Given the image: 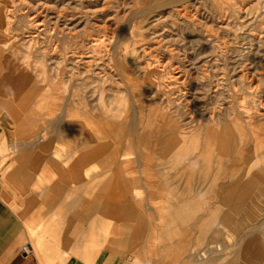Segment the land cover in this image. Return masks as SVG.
<instances>
[{"label":"rangeland","instance_id":"374dc122","mask_svg":"<svg viewBox=\"0 0 264 264\" xmlns=\"http://www.w3.org/2000/svg\"><path fill=\"white\" fill-rule=\"evenodd\" d=\"M0 50L8 66L0 78L23 74L31 89H46L17 100L0 94L2 124L15 137L7 163L27 204L7 202L42 263L89 255L96 236L119 264H190L202 215L233 211L236 178L257 177L263 184L244 198L245 225L235 238L252 247L246 264H264V0H0ZM59 79L70 91L58 99L50 89ZM100 95L106 111L90 125L85 113L100 108ZM51 98L56 110L39 107ZM150 103L162 117L149 120ZM67 109L69 138L57 143L54 119ZM108 110L120 118L108 120ZM91 131L99 139H87ZM141 133L157 142L151 136L142 145ZM209 148L223 169L199 155ZM95 150L101 155L93 157ZM252 163L248 176L235 173ZM168 236L173 247L164 248Z\"/></svg>","mask_w":264,"mask_h":264},{"label":"crops","instance_id":"0c3cea01","mask_svg":"<svg viewBox=\"0 0 264 264\" xmlns=\"http://www.w3.org/2000/svg\"><path fill=\"white\" fill-rule=\"evenodd\" d=\"M25 79L26 81L23 80L24 84H22L24 87H19L20 89H15L16 91H1L0 94L7 96V94L9 95L10 93L17 100L25 90H32L35 93L37 90L39 93H46L44 86H39L37 89H31L27 76ZM44 96H46V94H44ZM16 100L15 103H12V107L18 105L17 103L19 102ZM41 102L42 103H38L39 107L48 105L50 108L54 107V110L57 109L58 104L56 102L54 106L50 105V102H45V100ZM30 103L31 102H25L22 106H30ZM86 112L85 120L88 121L89 115L88 111ZM69 113L71 114V111L67 109L63 120L61 117H56L54 119L53 124L57 129V134L55 135L57 143H61L60 140L63 141V135L68 137L67 125L73 123L72 120L67 118ZM88 122L90 125L93 124L90 120ZM75 136V139L80 140L83 138V136H80V133ZM90 138L99 139L93 137L92 131L88 133L87 136V139ZM14 144L15 137L13 136V130L2 124V117L0 115V264H119L114 255L104 250L101 251V248L105 243H101L99 238L93 235L91 254H86L83 257L72 256L64 262H55L50 259L51 261L42 263L34 254L26 255L23 252V247L28 243L25 223L19 214L16 213L12 206L7 202L8 200L18 208H25L27 204L26 198L18 194V192L23 189V184L19 179L20 175L15 174L14 168H11L7 163V154ZM99 155H101L100 150H95L92 154L93 157H98ZM201 184L204 183H197V185ZM229 200L226 199L225 201L227 202H222L228 203ZM235 204H237V201L234 200L233 211L228 210L227 212H222L219 208H213L202 215L198 223V230L200 232V237L198 239L201 246L199 248L191 249L188 254L190 264H246L245 258L251 255V253L248 252V249H251L252 247H249V244L244 241L240 244V240L238 242L235 238V233L237 232L236 229L240 226H244V221L246 220L245 216H241L242 206ZM237 209H240V211ZM219 218L224 223L219 222ZM226 229L230 230V234H225ZM172 241V237H166L164 248L173 247ZM261 242L262 243L259 247H264V240L262 239ZM92 255L96 257H93Z\"/></svg>","mask_w":264,"mask_h":264},{"label":"bare ground","instance_id":"6f19581e","mask_svg":"<svg viewBox=\"0 0 264 264\" xmlns=\"http://www.w3.org/2000/svg\"><path fill=\"white\" fill-rule=\"evenodd\" d=\"M11 20V19H10ZM10 24V23H9ZM44 26V25H43ZM8 27V26H7ZM10 29V28H9ZM28 32V31H27ZM3 33V32H2ZM34 33V32H33ZM29 35V34H28ZM27 35V36H28ZM94 39V38H93ZM97 40H95V42H96ZM103 45H105L106 46V48L110 45V44H104L105 42L102 40V41H100ZM97 43V42H96ZM100 43V44H101ZM118 44V43H117ZM92 45V44H91ZM93 46V45H92ZM99 46V45H98ZM112 46V45H111ZM84 47V46H83ZM104 47V46H103ZM25 48V51H26V56H25V65H26V69L28 70V69H30V67H29V61H30V59H31V45H29V46H25L24 47ZM85 48V47H84ZM88 48V47H87ZM15 49V48H14ZM13 49V50H14ZM83 49V48H82ZM101 49V48H100ZM151 51V50H150ZM53 52V51H52ZM79 52V51H78ZM77 52V53H78ZM81 52V51H80ZM73 53V52H72ZM77 53H73V55H74V57H75V55L77 54ZM97 54V53H96ZM2 52H1V50H0V67L1 68H3V69H6V70H8V66H5V67H3V63H2V61H1V59H2ZM15 55V54H14ZM99 55V54H98ZM115 55H116V53H115ZM13 57V56H12ZM81 57V56H80ZM113 57V56H112ZM171 57V56H170ZM77 59V58H76ZM81 59V58H80ZM10 61V60H9ZM9 61H8V63H9ZM7 63V64H8ZM126 66V65H125ZM122 67V66H121ZM36 68V67H35ZM31 70V69H30ZM33 70V69H32ZM62 71V70H61ZM124 71V70H123ZM126 71V70H125ZM125 71H124V73H125ZM49 75V74H48ZM131 76V75H130ZM38 77L40 78V80H41V82H42V84H44L48 79H47V71H46V68H45V66H43V65H41V71H39V73H38ZM26 76H24L23 74H13V73H9L8 75H5V76H2L0 79H6L5 80V88H6V91H16L15 89H20L19 87H24V86H22V84H24V81L23 80H25L26 81ZM175 78V77H174ZM126 79V78H125ZM128 80H130V79H128ZM127 80V81H128ZM2 81V80H1ZM54 81H56L55 79H54ZM4 82V81H3ZM3 82H1L2 84H3ZM57 84H55V82L54 83H51V85L54 87V89H50V92H53V93H51V96H53V98H58L59 97V95H60V97H62V94H64V93H66V92H69L70 91V89H69V91H67V88H60V84H61V81H60V79H59V81H57L56 82ZM129 84V83H128ZM121 87V86H120ZM130 87V86H129ZM134 88V87H133ZM135 89V88H134ZM137 89V88H136ZM0 90L1 91H3L4 89H1L0 88ZM130 90V89H129ZM130 93H131V91H130ZM45 94V93H44ZM68 94V93H67ZM12 95V94H11ZM132 95V94H131ZM69 97V96H68ZM138 98V97H137ZM59 99V98H58ZM48 100V99H47ZM137 100V99H136ZM54 101V102H53ZM55 101H56V99L54 100V99H50L49 100V102L50 103H54L55 104ZM85 101V100H84ZM116 101V100H115ZM114 101V102H115ZM127 99H126V97L125 98H122V99H120V100H118L117 101V104H118V106L120 107V105L121 104H123V106H126V103H127ZM45 102H46V100H45ZM49 102H47V103H49ZM81 102V101H80ZM42 103V102H41ZM139 103V102H138ZM138 103H136V105L138 104ZM43 104H44V102H43ZM70 104V103H69ZM151 104V103H150ZM82 106V105H81ZM85 108H87V106H88V104L87 103H84V105H83ZM99 106H100V108L99 109H97V108H93V110L91 109V113H89V120L91 121V122H93V124H95L94 123V120H96L97 118H99L100 116H98L97 117V114L98 113H100V111L101 110H104V112L106 111V105H105V102H104V97H103V95H100V98H99ZM137 106H139V105H137ZM77 107H79V105L77 106ZM83 107V108H84ZM102 108V109H101ZM139 108V107H138ZM78 109V108H77ZM88 109V108H87ZM119 109V108H118ZM123 109V108H122ZM137 109V108H136ZM140 109V108H139ZM115 111V110H114ZM117 111H120V110H116V112ZM159 111V110H158ZM157 111V108L154 106V104H151L150 105V108H149V120L151 119V120H157L158 119V117H162L161 116V114H159V113H161L160 111L158 112ZM87 113V112H86ZM88 116V115H87ZM60 118V117H59ZM106 118L108 119V120H118L119 118H120V115L119 114H116V115H112V114H110V111L108 110L107 111V113H106ZM136 119V118H135ZM88 120V121H89ZM87 121V122H88ZM99 121H101L100 119H99ZM103 121V120H102ZM96 122V121H95ZM99 123V122H98ZM108 123H111V122H108ZM108 123H105V124H108ZM116 123V122H115ZM100 124V123H99ZM96 125H97V123H96ZM95 125V126H96ZM101 125H103V123L101 124ZM106 126V125H105ZM138 126V125H137ZM100 127V126H99ZM218 127V129H219V125L217 126ZM98 128V127H97ZM105 128V127H104ZM216 129V128H215ZM96 130V132H97V129H95ZM215 131V130H214ZM95 131H93L92 132V135H93V137H95V138H99L97 135H95V133H94ZM151 134H154V133H151ZM173 134V133H172ZM175 134V133H174ZM99 135V134H98ZM102 135H104V136H102V137H105L107 134H105V132H103L102 133ZM137 135V134H136ZM140 139H138V140H141V141H143L142 142V145H143V143H145V144H150V138H151V136H152V139H155V141L157 142V138H156V135H150V136H146L145 135V137H143V133H141L140 134ZM173 136V135H172ZM224 136V135H223ZM256 136V135H255ZM111 137V136H110ZM136 137V136H135ZM170 138H172V137H170ZM220 138V137H219ZM258 139H260V137L258 136L257 137ZM102 139V138H101ZM166 139V138H165ZM167 139H169V138H167ZM177 139V137L175 138V139H173V140H176ZM262 139V138H261ZM170 140V139H169ZM172 140V141H173ZM165 141V140H164ZM259 141V140H258ZM106 142V141H105ZM215 142V141H214ZM140 143V142H139ZM212 142H210V144H211ZM166 144H168V143H166ZM217 144H218V141H217ZM255 144V143H254ZM257 144V143H256ZM213 145H214V143H213ZM220 145V144H219ZM235 145H237L236 143H235ZM147 146V145H146ZM154 146V145H153ZM150 147V146H149ZM156 150H155V154L157 153H159V152H161V151H158V145H156ZM171 147V146H170ZM172 147H173V145H172ZM218 147V146H217ZM224 147V146H223ZM237 147V146H236ZM244 147V146H243ZM259 147V144L255 147L256 149H259L258 148ZM176 148H177V146H176ZM191 148V150H192V152H190L189 153V156L190 155H195V151H196V149L194 148V147H190ZM221 148V147H220ZM219 148V149H220ZM143 149H145V148H143ZM223 149V148H222ZM224 149H225V147H224ZM227 149V148H226ZM242 149V148H241ZM256 149H255V152H256ZM146 150L148 151V148H146ZM150 150V149H149ZM172 150V149H171ZM174 150V149H173ZM260 150V149H259ZM259 150H257V152H256V154L259 152ZM205 151L206 152H203L202 154H199L201 157H204V158H208V159H213V161H212V163H213V165H214V167L216 168V169H223V166H222V160L221 159H217V160H214V157L216 156V155H214L215 154V149H211V148H209L208 150H206L205 149ZM223 151V150H222ZM226 151H228V150H226ZM241 151V150H240ZM219 152H221V149H220V151ZM261 152V151H260ZM152 153H153V151H152ZM205 153H207V154H205ZM224 153V152H223ZM168 154H170V153H168ZM162 155H165V154H162ZM173 155H174V157H173ZM171 157L172 158H170V159H176L177 158V156H178V153H177V151H176V153H174ZM148 156V155H147ZM218 156V155H217ZM221 156V155H220ZM220 156H218V157H220ZM150 157V156H149ZM158 157V156H157ZM148 158V157H147ZM181 157H179V159H180ZM178 159V160H179ZM203 159V158H202ZM201 161V160H200ZM206 161V160H205ZM209 162V161H208ZM198 163V162H197ZM201 163V162H200ZM203 163H204V161H203ZM257 164V163H256ZM203 165V164H202ZM209 166H210V164H209ZM209 166H205V168L207 169L208 168V170H210L211 169V171H212V168H210ZM211 167H212V165H211ZM242 167H244V165L242 166ZM210 168V169H209ZM247 168H248V171H246L245 173L246 174H243L242 175V171H244V170H247ZM214 169V168H213ZM256 169V166H255V164H253L252 163V165L251 166H246V167H244V168H241L240 170H238L236 167L234 168V170H235V173L238 175H241V176H244V175H246V176H248L247 174L250 172V174H251V172H253L254 170ZM199 170V169H198ZM201 170V169H200ZM203 170V169H202ZM205 171V170H204ZM221 172H223V171H221ZM239 172V173H238ZM200 173H202V171H200ZM235 178V177H234ZM263 184V182H261L260 180H259V178H257V177H255V178H253L252 180H249V181H245V180H243L242 178H240V177H237L236 178V180L234 181V183H233V186H234V188H233V190H235V189H237V191H238V194H237V204H235V205H239V206H242L243 205V202L245 201V199L244 198H247L246 196H248V193L250 194V193H252V192H254V189H256V188H258L259 186H261ZM231 189V188H230ZM253 197V196H252ZM238 211H240V209H237ZM239 228V227H238ZM237 228V229H238ZM236 229V231H238ZM233 231V230H232ZM212 244H214V243H212ZM220 245V244H219ZM263 247V246H262ZM264 248V247H263ZM207 249V248H206ZM200 252V251H199ZM200 254H202V253H200ZM199 254V255H200ZM198 255V254H197Z\"/></svg>","mask_w":264,"mask_h":264},{"label":"built area","instance_id":"2783aa9c","mask_svg":"<svg viewBox=\"0 0 264 264\" xmlns=\"http://www.w3.org/2000/svg\"><path fill=\"white\" fill-rule=\"evenodd\" d=\"M23 252L28 255V254H31L33 252V247L31 246V244H26L24 247H23Z\"/></svg>","mask_w":264,"mask_h":264}]
</instances>
